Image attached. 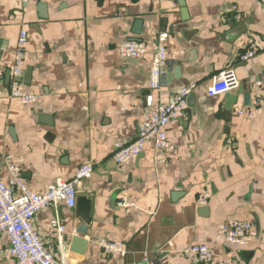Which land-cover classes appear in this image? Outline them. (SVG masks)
I'll list each match as a JSON object with an SVG mask.
<instances>
[{"label":"crops","instance_id":"1","mask_svg":"<svg viewBox=\"0 0 264 264\" xmlns=\"http://www.w3.org/2000/svg\"><path fill=\"white\" fill-rule=\"evenodd\" d=\"M21 29L28 35L21 86L40 100L23 105L0 97V180H8L3 155L13 158L33 191L93 164L77 193L89 198L90 213L81 235L87 245L82 254L71 252L75 264H135L144 254L150 264H202L180 254L190 244H205L219 257L235 255L242 264H264V54L240 59L249 39L264 43V0H0L4 84ZM160 31L168 33L169 78L159 94L165 100L189 81L200 88L167 127L174 150L165 165L151 144L118 165L113 145L137 135L152 55L125 59L118 46L135 39L151 48ZM227 68L238 81L230 106L225 94L204 92ZM261 95L254 118L236 112L254 107ZM227 138L233 150L225 147ZM204 188L211 196L199 206ZM120 195L130 208L116 207ZM76 203L61 206L69 231L79 219ZM53 215L44 208L37 221L46 224ZM233 220L251 221L256 235L244 245L218 237V228ZM99 238L124 242L128 253H103ZM6 246L1 233L0 249ZM0 264L13 262L0 255Z\"/></svg>","mask_w":264,"mask_h":264},{"label":"built area","instance_id":"2","mask_svg":"<svg viewBox=\"0 0 264 264\" xmlns=\"http://www.w3.org/2000/svg\"><path fill=\"white\" fill-rule=\"evenodd\" d=\"M26 4L30 0H19ZM173 1V0H168ZM27 31L21 29L13 51V62L8 70V81L0 83V97L5 95L19 104L32 105L40 100V95L25 91L21 86L24 55L27 44ZM168 33L160 31L152 47L143 40L126 39L118 46V54L125 59H140L151 52V66L148 84L143 95L144 114L137 126V135L129 143L116 142L113 145L112 158L118 165H125L136 160L143 153L147 144L152 145L157 162L165 165L168 154L174 145L167 137V127L188 105V99L200 88L197 82L189 81L179 85L176 91L163 99L159 91L167 85L169 74L166 41ZM264 41V40H263ZM258 54H264V43L258 44L249 39L246 49L240 54L242 61L249 60ZM3 73L0 72V78ZM260 87V82L255 83ZM238 86L232 69L227 68L216 73L204 92L208 96L223 95ZM262 95L256 99L254 107L247 111L237 109L239 114L246 113L254 118L260 110ZM225 147L233 150L232 139L225 140ZM2 160L8 174L7 182L0 180V234L8 238V246L0 249V255L8 256L13 264H75L71 259L69 237L77 235L76 229L69 231L61 215V206L74 207L78 189L82 181L91 177L93 164L83 163L75 170L69 180L58 179L43 191H33L24 182L21 172L9 155ZM211 196L208 188L202 189L197 196L199 206H205ZM115 205L120 209L131 207L129 199L120 195ZM51 207L54 215L46 224L37 221L38 213ZM256 235L251 221L233 220L218 228V237L228 243L244 245ZM98 248L107 254L125 256L127 246L120 240L99 238ZM180 254L192 263L202 264H242L235 255L219 257L205 244H190L180 250ZM135 264H150L147 254Z\"/></svg>","mask_w":264,"mask_h":264},{"label":"water","instance_id":"3","mask_svg":"<svg viewBox=\"0 0 264 264\" xmlns=\"http://www.w3.org/2000/svg\"><path fill=\"white\" fill-rule=\"evenodd\" d=\"M167 77L169 78V76ZM225 98H226L228 106L232 105L236 101V95L231 94L229 92L225 94ZM76 201H77L76 210H77L79 219H77V223H76L77 235L72 236L70 240V250L71 252L82 254L87 245V240L83 238L82 236H85L87 234V229H88L87 224L89 222L90 203H89V198L85 196H77Z\"/></svg>","mask_w":264,"mask_h":264}]
</instances>
